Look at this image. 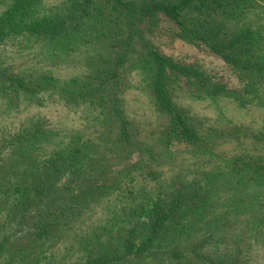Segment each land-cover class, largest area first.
I'll return each mask as SVG.
<instances>
[{
	"label": "rangeland",
	"instance_id": "1",
	"mask_svg": "<svg viewBox=\"0 0 264 264\" xmlns=\"http://www.w3.org/2000/svg\"><path fill=\"white\" fill-rule=\"evenodd\" d=\"M81 1L0 0V264H264V0L134 27L95 0L44 31Z\"/></svg>",
	"mask_w": 264,
	"mask_h": 264
},
{
	"label": "trees",
	"instance_id": "2",
	"mask_svg": "<svg viewBox=\"0 0 264 264\" xmlns=\"http://www.w3.org/2000/svg\"><path fill=\"white\" fill-rule=\"evenodd\" d=\"M95 0H82L79 4L78 10L75 14L71 13L63 18H59L57 16L56 18H49L48 23L53 24V27H50L49 29H45L44 31L51 33V34H60L62 30H64V25L67 23V19L70 18L69 21L73 20L76 17H82L88 13V9L91 6V4ZM112 2V7L115 11H117L120 16L128 23L132 24L133 27L137 25V23L141 20H143L144 16L146 15H152L155 13L162 12L166 14L168 17L173 19L176 23L182 24V18H181V11L188 8L193 4L194 0H179L178 2L175 1H169V0H155L153 2L148 1H137V0H110ZM201 2V4L206 3L208 1L216 2L218 0H198ZM224 4L220 6L223 8L225 12H227L229 9H233L234 2H236V6L239 4V0H221ZM242 4L246 3V0L240 1ZM52 36V35H51ZM227 42L221 41L219 43H211L210 47L215 50L217 53L225 54V51L227 48L226 45ZM128 49L124 52V56L127 54ZM152 49V48H151ZM151 54L153 56V60L155 61L158 69L162 73L167 65L170 63L161 55L155 52V50H151ZM122 58V57H121ZM246 64L253 68L252 65L248 62ZM3 68V67H2ZM0 68V75L2 77H8L9 71L8 69H2ZM2 69V70H1ZM181 72H188V73H196L194 70H191L190 68H179ZM12 76L10 78L11 82L19 81L21 78H13ZM109 95H111L112 98V92H107ZM156 96H157V102L159 104V107H161L164 110H167L169 112H174V104L170 97L166 96V91L163 85V78L161 75V78L158 82H156ZM120 100L118 99V96H113V99L110 100L109 105V112L118 118H121L123 116V110L120 105ZM180 116V115H179ZM264 135V134H263ZM260 136H256V139H259ZM262 162H264V159H261ZM264 169V165L262 166ZM185 194L180 193L177 196L172 197L168 203L165 205V207L159 206L158 208H155L153 211V214L151 216V221L148 227V232L151 235L148 243L151 242L152 237H156L158 232L163 227L164 223L168 221L169 219H173L181 207L183 203V198ZM130 244H126L125 249H129ZM79 264H94V262H85V263H79Z\"/></svg>",
	"mask_w": 264,
	"mask_h": 264
}]
</instances>
